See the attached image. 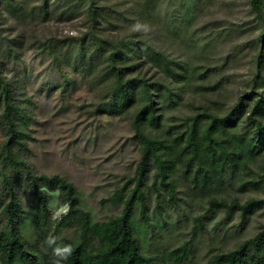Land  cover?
<instances>
[{"label":"rangeland","instance_id":"374dc122","mask_svg":"<svg viewBox=\"0 0 264 264\" xmlns=\"http://www.w3.org/2000/svg\"><path fill=\"white\" fill-rule=\"evenodd\" d=\"M19 1L23 9L13 2L0 8L2 36L17 37L0 58V232L8 229L6 207L11 199L4 177L15 191L17 210L34 215L33 190L24 180V169L2 163L9 125L17 136L12 149L33 174L57 177L67 185L63 190L40 185L51 232L60 241H74L75 226L96 224L87 248L73 247L75 262L84 264L87 253L98 254L119 238V218L132 196L140 201L129 208L128 229L141 253L155 264H171L163 262L162 254L188 242L191 257L183 264L206 263L260 231L264 206L255 202L264 199V186L251 184L261 171L260 159L214 179L211 189L199 194L192 184L197 164L176 136L203 109L226 113L236 97L254 88L258 75L264 78V0L261 11L252 8L251 0H160L155 17L147 21L132 12L130 0H96L94 6L112 12L108 26L89 16L91 0H48L47 11L39 8L43 0ZM84 36L94 47L113 42L125 53L123 81L138 78L154 84L155 114L143 109L147 105L139 95L127 96L129 89L119 93L112 80L96 77L93 73L106 72L99 62L88 60L95 67L89 74L87 63L62 47ZM134 42L161 52L176 80L150 65L135 68L126 56ZM185 69L193 71L189 84L178 77ZM3 84L8 92L3 93ZM257 84L264 88L262 79ZM142 126L138 133L135 128ZM146 149L157 163L153 157L149 161L152 173L145 175L139 198L133 190ZM158 163L161 181L154 179ZM68 186L77 198L74 207L86 215L59 230L57 224L70 208ZM247 203L241 220L236 206ZM27 224L24 235L33 236Z\"/></svg>","mask_w":264,"mask_h":264},{"label":"trees","instance_id":"16d2710c","mask_svg":"<svg viewBox=\"0 0 264 264\" xmlns=\"http://www.w3.org/2000/svg\"><path fill=\"white\" fill-rule=\"evenodd\" d=\"M13 1L0 0V8L6 4L12 5V3H8ZM91 1L93 2L87 11L92 20L96 24H103L105 22L107 26L111 25L112 21L108 22L107 20L110 18V13L112 12L104 13V9L94 6L96 0ZM19 2V0H15L13 4L17 8L21 7L23 9L24 4ZM159 2L160 0H130L129 7L139 18L147 21L149 18L155 17ZM261 4L262 0H251V6L254 10L261 11ZM39 8L43 9L42 11H47L48 0H43ZM2 34L3 31L0 30V58L3 53L8 52L13 44L17 42V37L8 40ZM88 39L87 36L66 39L69 43L67 45L63 44L62 47L66 48L68 46L69 49H67V52L73 51L72 53L81 57L80 59L84 60L85 64L87 63L86 72L89 74L95 68L94 64L89 63L90 60L99 62L106 72L102 73L98 71L93 73L96 77L99 76L101 79L105 77L107 80H112L115 89L119 93L129 89V92L126 94L127 96L135 98V96L139 95L140 102L147 105L143 109L155 114L153 108L154 104H156L154 84L148 80L138 78H134L130 82L123 81V71L125 69L123 59L125 58V53L117 45L113 44V42H108V44H95L96 47H94ZM161 55L163 56L161 52L156 51L154 48L152 49L147 45H141L136 42L132 44V48L126 54L136 64L135 68L140 69L143 65H150L160 73L171 76L172 79L176 80V72L172 69L168 60L165 57H161ZM263 56L261 59L264 58ZM261 59L259 60L260 63H262ZM1 70L0 66V74ZM178 77L186 79L189 84L191 77L193 78V71L185 69ZM256 79L253 82L254 88L250 92L245 91L236 97L234 105L226 113L216 114L203 109L204 111L192 120L187 129L176 136V140L186 143L187 150L190 153V161L197 164L198 173L193 178L192 184L196 186L199 194H203L211 189L209 187L213 184L214 179L226 177L229 173H235L241 164L248 168L249 164H254L257 159H260L262 164L261 171L255 173L256 180H253L251 184L264 186V88L257 84L261 79L264 81V78L258 75ZM0 82H2L1 79ZM4 90L8 92V85H4L3 93ZM140 128H135V130L138 133L143 132V126ZM8 129L10 136L3 145L4 155L2 157V163L5 164L8 162L9 165L11 164L13 168L17 169L16 171L21 168L24 169V180L26 179L28 181L30 184L29 188L33 190L30 208L33 205L34 215L32 211L31 215L26 214V211L23 210L25 213L23 215L17 210L14 203L16 197L15 191L11 187V183L4 177V185L11 190V199L6 207L8 229L5 232H0V264H53L54 257L51 248H48L44 242L47 236L55 235L57 237V235L54 230L51 232L52 224L48 203L40 185H59L61 190L65 189L67 185L62 179L57 177L48 179L43 176L34 175L31 167L20 154L13 151V145L17 144L15 140L17 136L10 125ZM167 132L170 133V131ZM152 155L153 153L149 149L144 150L140 165L138 166V170L140 169L141 173L137 175L139 181H137L133 193H138L139 198L143 196L142 188L145 184V175L152 173L148 168L149 161L153 157ZM153 158L152 160L157 163V159ZM7 169H11V167L7 166ZM8 172H6L8 178L11 179ZM154 179L155 181H161L163 179L159 163L157 164ZM246 184L243 182L244 186ZM65 195L70 208L61 216L57 224V229L59 230L63 227L69 228L70 226H74L76 219L86 215V213L83 214L82 211L74 207L77 198L73 196V191L69 186ZM18 201L16 204H19ZM133 201L139 202L140 199L132 196L129 204L127 203L126 207L123 206V211L119 218V238L108 249L98 254L92 252V256L91 253H87L84 264H155L152 258L141 253L136 238H134L128 229L129 219L131 218V209L129 208ZM255 204L259 207L264 206V199L256 201ZM236 207V210L240 212L241 220H244L248 203ZM27 222L31 225L30 230L33 236L29 235L28 237L24 235L26 233L25 231L29 228ZM94 225L96 224H91L90 221H87L82 229L77 225L75 226L77 236L74 241L66 238L65 241H60L57 238V243H71L75 248H87L88 236L92 234L91 231ZM189 243L182 244L174 250L163 253L161 256L163 262H169L171 264L189 262L191 257ZM64 264L80 263L75 262L74 256L71 255ZM201 264H264V225L254 237L244 240L235 249L215 254L206 263Z\"/></svg>","mask_w":264,"mask_h":264},{"label":"clouds","instance_id":"9594fccd","mask_svg":"<svg viewBox=\"0 0 264 264\" xmlns=\"http://www.w3.org/2000/svg\"><path fill=\"white\" fill-rule=\"evenodd\" d=\"M44 243L51 248L54 257L53 264H64L73 253V246L70 243L58 244L55 235L47 236Z\"/></svg>","mask_w":264,"mask_h":264}]
</instances>
